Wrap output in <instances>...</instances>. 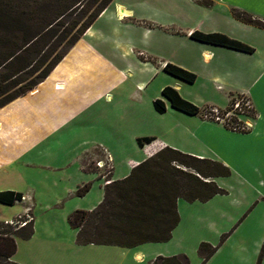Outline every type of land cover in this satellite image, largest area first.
I'll return each instance as SVG.
<instances>
[{"label":"rangeland","instance_id":"obj_1","mask_svg":"<svg viewBox=\"0 0 264 264\" xmlns=\"http://www.w3.org/2000/svg\"><path fill=\"white\" fill-rule=\"evenodd\" d=\"M91 12L92 9L75 29ZM70 52L56 75L65 81V87L55 89L47 85L41 96L18 102L1 115L10 119L12 132L21 144L15 146L13 139L10 140L15 152L11 153L10 147L6 150L12 164L7 167L8 174H0V184L19 185L26 201L14 206L0 204V222L14 220L26 206L34 219L32 237L17 239L14 261L18 264H154L158 257H177L183 264H264V206L249 216L255 199L239 189L205 203L178 200L180 221L168 242L148 243L135 249L77 245L75 232L68 224L70 213L93 210L102 198L100 187L108 181L106 175L113 168L115 180L125 178L126 162L140 159L142 151L122 123L131 103L133 85L120 79L113 81L107 63H95L91 55L81 51L73 55ZM59 93L62 99L55 97ZM219 100L222 105L224 101ZM33 108L38 111L35 116L38 124L28 122L23 116ZM94 151L100 152L91 154ZM88 154L89 170L100 181L81 170ZM98 162L103 164L102 168ZM89 182L92 187L88 194L78 197L77 187ZM235 183L223 184L235 186ZM27 188L31 193L26 192ZM202 244L205 246L200 247ZM136 253L141 254L139 259L134 257Z\"/></svg>","mask_w":264,"mask_h":264},{"label":"crops","instance_id":"obj_2","mask_svg":"<svg viewBox=\"0 0 264 264\" xmlns=\"http://www.w3.org/2000/svg\"><path fill=\"white\" fill-rule=\"evenodd\" d=\"M204 2H211V5ZM233 10L264 22V0H113L69 52L73 55L81 51L91 55L95 63H107L111 66L113 81L120 79L133 85L134 91L129 97L131 103L122 119L123 127L131 132L135 142L138 138L147 137L154 141L142 149L138 147L142 151L140 159L126 162L128 175L132 168L164 148L220 162L230 170V176L213 181L225 191L224 196L239 189L254 197L250 216L264 206V29L236 20ZM196 31L226 35L248 45L253 52L248 54L198 42L191 38ZM63 60L34 91L0 109V174H8L7 167L12 164L7 156L8 147L14 153L15 146L21 144L12 132L10 119L1 118V115L18 102L41 96L47 85L55 89L65 87V81L56 77L66 62ZM167 64L193 73L195 82L188 84L167 74L164 71ZM165 87L175 89L200 110L209 106L225 108L237 95H247L255 111L250 131H228L218 124L202 120L199 115L179 112L166 100L165 113H157L153 102L162 99L161 91ZM215 91L223 95L219 96ZM55 95L62 99L60 93ZM219 99L224 101L222 105ZM119 104L118 100L117 106ZM37 114L33 108L23 116L28 122L38 124ZM12 139L17 145L10 146ZM89 155L81 170L95 175L96 181H100L99 176L89 170L86 162ZM113 171L112 168V180L116 181ZM231 181H236L235 186H224L223 183ZM86 184H90L91 189L92 183ZM100 188L103 198L104 185ZM27 190L31 193L30 188ZM3 191L24 196L19 185L13 183L0 184V192ZM262 210L264 224V208ZM134 257L139 259L141 254L136 253Z\"/></svg>","mask_w":264,"mask_h":264},{"label":"trees","instance_id":"obj_3","mask_svg":"<svg viewBox=\"0 0 264 264\" xmlns=\"http://www.w3.org/2000/svg\"><path fill=\"white\" fill-rule=\"evenodd\" d=\"M113 0H0V109L34 91L64 59L67 53L93 25ZM211 5V2H204ZM86 20L76 28L90 10ZM245 24L264 29V22L251 15L232 11ZM78 20H74L77 18ZM65 19H69L68 23ZM72 19V20H71ZM191 38L213 46L252 53L253 49L223 34L193 32ZM164 71L185 83L193 84L196 76L167 64ZM162 99L153 102L154 110L171 108L195 116L201 113L171 87L161 91ZM152 138H138L139 148L150 145ZM104 185L101 202L90 211L75 210L68 224L76 232L79 246L98 245L134 248L147 243H164L172 237L180 218L177 202H207L225 191L213 181L230 176L222 163L198 159L170 148H164L132 168L121 180L110 179ZM90 184L78 188L84 197ZM23 195L0 192V204L14 206ZM32 217V215H31ZM33 217L23 228L0 223V264H18L12 258L17 239L32 237ZM205 246L202 244L200 247ZM154 264H183L177 257H158Z\"/></svg>","mask_w":264,"mask_h":264},{"label":"built area","instance_id":"obj_4","mask_svg":"<svg viewBox=\"0 0 264 264\" xmlns=\"http://www.w3.org/2000/svg\"><path fill=\"white\" fill-rule=\"evenodd\" d=\"M199 116L202 120L218 124L228 131L247 133L251 129V119L254 118L255 111L250 98L245 94H239L230 101L227 107L209 106L202 109ZM97 165L100 168L103 167L101 162H98ZM105 183L108 184L109 182L106 181ZM25 201L26 198L23 196L22 201L19 203ZM29 212L31 210L26 207L24 213L18 215L14 220L0 223L16 229L26 227L32 220Z\"/></svg>","mask_w":264,"mask_h":264},{"label":"bare ground","instance_id":"obj_5","mask_svg":"<svg viewBox=\"0 0 264 264\" xmlns=\"http://www.w3.org/2000/svg\"><path fill=\"white\" fill-rule=\"evenodd\" d=\"M126 16V15H125Z\"/></svg>","mask_w":264,"mask_h":264}]
</instances>
